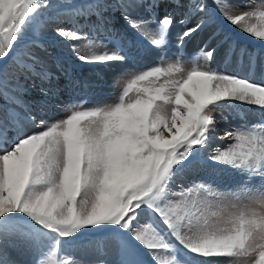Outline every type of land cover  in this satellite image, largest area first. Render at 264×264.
I'll use <instances>...</instances> for the list:
<instances>
[{"label":"snow or ice","instance_id":"snow-or-ice-1","mask_svg":"<svg viewBox=\"0 0 264 264\" xmlns=\"http://www.w3.org/2000/svg\"><path fill=\"white\" fill-rule=\"evenodd\" d=\"M0 264H264V3L0 0Z\"/></svg>","mask_w":264,"mask_h":264},{"label":"bare ground","instance_id":"bare-ground-1","mask_svg":"<svg viewBox=\"0 0 264 264\" xmlns=\"http://www.w3.org/2000/svg\"><path fill=\"white\" fill-rule=\"evenodd\" d=\"M247 1H249V0H247ZM247 1L246 0H234V3H236L239 6V8H241V9H243L245 7H256V6H259L260 4L264 3V0H254V1L252 0V2L250 1L251 3H248ZM234 38L238 39L242 45H244V46H246V47H248L250 49H259L261 47L260 43L257 40H255L253 38H250V37H248L246 35H243V34H240V33H235L234 34ZM175 39H176V31H173L172 34H171V40L173 41V43H174ZM77 43L83 45V42H81V41H78ZM198 43H199V41H194L193 43L189 44L186 47V49L183 50V52H178L176 47H175V45L172 44L171 49L168 51V56L165 58V60L163 62L166 63L169 60L174 59L176 56H180V58L185 62V66L186 67L189 66L187 64L188 58L190 56H192L193 49L195 48L196 44H198ZM156 59H158V57ZM151 62L155 63L156 61H155V59H153ZM87 70H88L87 74H89L88 73L89 69H87ZM91 73H93V71ZM240 74L244 75L243 72H241ZM103 89H105V91L109 93L111 88L110 89L103 88ZM111 94H114V90L113 89L111 91ZM101 96H103V95H101ZM98 97H99V94H98ZM104 97H106V96H104ZM94 100L95 99H93L91 101V103H93V104L96 103V102H94ZM111 100L109 99V102H113V100L112 101ZM99 104H104L103 101L101 100V98L99 100ZM240 107L248 114V121L247 122H248L249 125L257 124V123L260 122L259 110L255 106L241 105ZM55 112H56L55 113L56 114V117H55L56 119L58 118L59 115L67 113V111L65 110V108L63 106L60 109L56 110ZM225 115H227V113H225ZM256 119H257V121H256ZM236 120L237 119H231V117H230L229 118V122L226 123V124H222L218 129L225 128L227 125L228 126L229 125L236 126L239 123H240L239 126H241V125H243L245 123L243 120H239L238 122L234 123V121H236ZM214 142L215 143H213V144L222 143V141H220L219 139H217ZM225 183H227V182H225Z\"/></svg>","mask_w":264,"mask_h":264},{"label":"rangeland","instance_id":"rangeland-1","mask_svg":"<svg viewBox=\"0 0 264 264\" xmlns=\"http://www.w3.org/2000/svg\"><path fill=\"white\" fill-rule=\"evenodd\" d=\"M247 1V0H246ZM252 2V0H249V1H247L248 3H251ZM254 1V0H253ZM65 26H67V25H65ZM81 42H83L84 43V41H81ZM188 64V63H187ZM88 68H85V71H86V73H87V70ZM92 71L91 70H89V74H87V75H89V76H92L94 73H91ZM104 88H108V87H104ZM108 89H110V88H108ZM111 91H112V89H110V91H109V93L108 92H106L105 91V89H103L102 91H99L96 95L97 96H95V98H93V99H95L94 100V102H96V103H94V104H99V100H100V98H101V100L103 101V103L105 104V103H108L109 102V99L111 100H113V102H114V100H115V91H114V94H111ZM106 93V94H105ZM98 94H99V97H98ZM101 95H103V96H101ZM114 95V96H113ZM104 96H106V97H104ZM92 99V100H93ZM111 100V101H112ZM56 112H54V113H52L51 115H50V119H53V120H58V119H60V118H62V117H64V116H66L67 114H69L68 112L65 114H61V115H59L58 116V118L56 119L55 117H56V114H55ZM240 119H237L236 121H234V123H236V122H238ZM256 121H257V119H256ZM240 123L238 124V125H236V126H232V125H227L225 128H222V129H218V132H217V134H218V136H223V133H224V131L225 130H232V129H234V128H239L240 126ZM220 141H222V143H219V144H212V149H210V150H214L216 147H221V148H223L226 144H228L230 141H228L227 139H219ZM215 143V142H214ZM191 181H192V177L191 176H189L188 177V179H186L183 183H184V185H185V187H187L190 183H191ZM220 187H221V190H223V187H224V185H220Z\"/></svg>","mask_w":264,"mask_h":264}]
</instances>
